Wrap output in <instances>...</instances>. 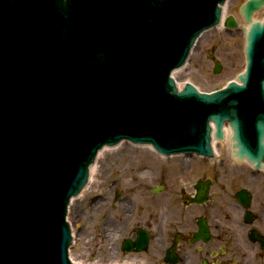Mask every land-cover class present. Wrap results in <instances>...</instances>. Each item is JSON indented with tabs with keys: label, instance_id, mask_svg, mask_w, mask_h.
<instances>
[{
	"label": "water",
	"instance_id": "95a60500",
	"mask_svg": "<svg viewBox=\"0 0 264 264\" xmlns=\"http://www.w3.org/2000/svg\"><path fill=\"white\" fill-rule=\"evenodd\" d=\"M225 1L0 0V264H74L68 205L105 146L212 159L226 122L232 156L264 166V0L240 8V83L172 77Z\"/></svg>",
	"mask_w": 264,
	"mask_h": 264
},
{
	"label": "rangeland",
	"instance_id": "374dc122",
	"mask_svg": "<svg viewBox=\"0 0 264 264\" xmlns=\"http://www.w3.org/2000/svg\"><path fill=\"white\" fill-rule=\"evenodd\" d=\"M245 1L227 0L224 14L232 15L237 26L226 28L218 25L204 32L184 67L176 72L178 84L182 86L184 82L190 81L200 91H214L229 80H236L245 67L244 45L248 24L239 11ZM263 16L264 7L254 13L253 19L261 20ZM210 55L213 56L212 60ZM215 61L221 63L219 73H214ZM216 147L214 160L194 155L166 158L148 145L125 142L114 149L105 150L98 156V165L90 173L88 186L71 201L68 208L67 219L72 230L70 259L80 264H140L137 260L120 255L117 245L122 235L127 236L136 227L148 226L152 212L149 187L153 183H150V171L157 170L162 163L167 164L170 168L169 177L184 185L203 174L211 176L214 171L219 172L220 179L235 170H241V174L249 177L247 163L232 159L229 138ZM211 162L216 165H210ZM257 176L262 177V174L258 173ZM88 192L89 195L85 196ZM117 192L119 196H116ZM120 227L118 237L117 230ZM142 261L147 264V258Z\"/></svg>",
	"mask_w": 264,
	"mask_h": 264
},
{
	"label": "flooded vegetation",
	"instance_id": "af4514ba",
	"mask_svg": "<svg viewBox=\"0 0 264 264\" xmlns=\"http://www.w3.org/2000/svg\"><path fill=\"white\" fill-rule=\"evenodd\" d=\"M247 165L249 177L235 170L220 179L214 171L184 185L160 164L150 171L148 226L122 235L119 254L140 264L143 258L147 264H264V171ZM138 231L147 234L145 251H135ZM126 240L130 251L124 250Z\"/></svg>",
	"mask_w": 264,
	"mask_h": 264
},
{
	"label": "bare ground",
	"instance_id": "6f19581e",
	"mask_svg": "<svg viewBox=\"0 0 264 264\" xmlns=\"http://www.w3.org/2000/svg\"><path fill=\"white\" fill-rule=\"evenodd\" d=\"M226 15L224 14L223 15V18L225 17ZM203 35L204 34H202L200 37H199V39H198V41L197 42H199L200 41V39L203 37ZM179 69H181V68H178V69H176V70H174V72H173V76L175 77V74H176V72L179 70ZM178 83V82H177ZM178 85H180V84H178ZM223 130L225 131V134H224V138L225 139H227L228 137H229V127H228V125H225L224 127H223ZM115 147H111V148H106V147H104L100 152H99V154H98V156H100L102 153H104V151L105 150H111V149H114ZM98 164H95V165H93L92 167H91V169H90V173L92 174L94 171H95V168H96V166H97ZM89 187H90V185H89ZM88 187V188H89ZM87 188V189H88ZM86 189V188H85ZM85 192V191H84ZM83 192V193H84ZM89 193L90 192H88L87 194H85V196L86 195H89ZM84 196V195H83ZM85 196H84V198H85Z\"/></svg>",
	"mask_w": 264,
	"mask_h": 264
}]
</instances>
